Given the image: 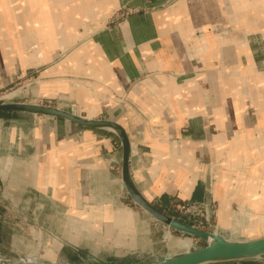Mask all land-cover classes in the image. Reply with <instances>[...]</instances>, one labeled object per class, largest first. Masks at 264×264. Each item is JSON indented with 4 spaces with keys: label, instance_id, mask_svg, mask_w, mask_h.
Here are the masks:
<instances>
[{
    "label": "crops",
    "instance_id": "1",
    "mask_svg": "<svg viewBox=\"0 0 264 264\" xmlns=\"http://www.w3.org/2000/svg\"><path fill=\"white\" fill-rule=\"evenodd\" d=\"M20 84L9 103L51 100L123 126L133 180L152 203H203L211 186L224 229L238 221L232 202L240 224L255 225L264 175V0H0V90ZM51 119L31 129L0 117L1 198L17 209L38 191L55 206L56 225H103V239L116 241L117 226L136 225L131 209L115 206L119 137ZM80 210H107V222H83ZM192 246L191 238L170 240L180 255Z\"/></svg>",
    "mask_w": 264,
    "mask_h": 264
},
{
    "label": "rangeland",
    "instance_id": "2",
    "mask_svg": "<svg viewBox=\"0 0 264 264\" xmlns=\"http://www.w3.org/2000/svg\"><path fill=\"white\" fill-rule=\"evenodd\" d=\"M22 85L23 84L18 86L13 85L6 90H0V103H2L1 101L9 103L8 95L10 92L21 88ZM15 103H26V100L23 99L22 102L19 101ZM35 103L59 108V106L51 100L45 102L37 101ZM22 116H29V119H23L21 118ZM1 118L8 122H27L29 124L28 127L31 129L37 127L42 120L51 119V117L45 116L33 117L32 115L25 113H15V115ZM101 135L109 136L111 133H102ZM113 138V150L121 155L122 146L120 140L116 137ZM114 167L113 169L115 170L116 179L119 182L120 189V202L115 206L126 207L134 212L136 222L134 228H123L122 226V229L117 226V230L113 233L115 237L118 234L116 237L117 240L112 241L113 243L107 242L105 241L107 238L103 239V234H105L106 230L103 225H56L55 223L57 221L54 219V216H56L57 210L55 209V206L52 203H49L38 191H34V193L30 194L31 196H28L27 199L24 198L22 206L17 209L9 206V202L5 201L0 196V263L15 262L18 261L20 257L40 262L57 261L69 264L155 263L182 253L180 249L176 252L171 250L170 240L172 238L179 241L185 238H191L193 243L192 251L201 249L207 245L206 242L198 238L178 232L160 223L150 214L145 212L140 206L135 204L121 180L117 165ZM247 172L250 174L249 171H246L245 174ZM234 175L237 176V173H234ZM233 183L235 190H240V182L237 183V181H234ZM258 183L260 186H258L257 191L260 193L254 198L255 206L253 204V208H251L253 214L257 216L254 220L255 225L253 226L252 224L248 226H242L240 224V211L235 208L238 207L237 205H239V202H232L238 221L236 222L235 227L224 229L219 222V204L212 195L213 188L211 186L207 187V201L199 203L196 206L198 214L194 213L196 215H191L185 213V210H182L181 212L180 209H177V206L180 204H185L187 207L193 205L192 202L175 203L174 205H171V207L166 208L164 213L177 220L184 219L187 224L196 226L204 231L216 233L228 239L241 240L261 237L264 236V175L258 179ZM153 203L154 205H158L156 201H153ZM207 205L209 208L208 217L204 212V206ZM80 211L81 214L77 217L83 222L92 221L97 224H104L107 222L106 214L109 212L107 210ZM201 214H203V216ZM260 216H262V218H260ZM252 217H254V215H252ZM206 218H208V220ZM250 222L251 221L249 220V223ZM253 230L258 232H253ZM64 232L72 234L77 233L81 238L87 240H83L80 244H76L73 241L68 242L64 239ZM123 235L127 236V238ZM137 236L139 237L137 238ZM131 238H133V240H130ZM230 264H264V258L232 262Z\"/></svg>",
    "mask_w": 264,
    "mask_h": 264
},
{
    "label": "water",
    "instance_id": "3",
    "mask_svg": "<svg viewBox=\"0 0 264 264\" xmlns=\"http://www.w3.org/2000/svg\"><path fill=\"white\" fill-rule=\"evenodd\" d=\"M0 112L25 113L35 116H45L66 120L90 129H110L117 134L121 141L122 181L132 200L145 212L160 223L187 235L198 238L207 243L201 249L190 251L175 258L150 264H224L238 261H249L264 258V238L252 241H231L216 233L199 229L196 226L181 222L159 210L137 188L130 170L131 143L126 130L120 124L109 120L87 119L66 110L29 103L2 102ZM0 264H65L34 262L20 257L18 261Z\"/></svg>",
    "mask_w": 264,
    "mask_h": 264
},
{
    "label": "built area",
    "instance_id": "4",
    "mask_svg": "<svg viewBox=\"0 0 264 264\" xmlns=\"http://www.w3.org/2000/svg\"><path fill=\"white\" fill-rule=\"evenodd\" d=\"M1 102H3V101H1ZM205 208H204V212H205V214L207 215V217H208V215H209V208H208V205L207 206H204ZM177 209H180V211L182 212V210H185L184 212L185 213H189V214H191V215H196V214H194V213H197V208H196V206L195 205H189V206H185V204H180V205H178L177 206ZM198 214V213H197ZM202 216H203V214H201ZM207 220H208V218H206Z\"/></svg>",
    "mask_w": 264,
    "mask_h": 264
},
{
    "label": "trees",
    "instance_id": "5",
    "mask_svg": "<svg viewBox=\"0 0 264 264\" xmlns=\"http://www.w3.org/2000/svg\"><path fill=\"white\" fill-rule=\"evenodd\" d=\"M10 115H15V113H11V112H0V117H8ZM159 210L161 211H165L166 207L165 206H160V205H155ZM179 221L187 223L184 219H179ZM224 264H230V263H224Z\"/></svg>",
    "mask_w": 264,
    "mask_h": 264
},
{
    "label": "bare ground",
    "instance_id": "6",
    "mask_svg": "<svg viewBox=\"0 0 264 264\" xmlns=\"http://www.w3.org/2000/svg\"><path fill=\"white\" fill-rule=\"evenodd\" d=\"M15 94V93H14ZM199 203H193V205H195V206H197ZM27 260H29V261H34V260H31V259H28V258H26ZM34 262H37V261H34ZM49 263H58V262H49Z\"/></svg>",
    "mask_w": 264,
    "mask_h": 264
}]
</instances>
